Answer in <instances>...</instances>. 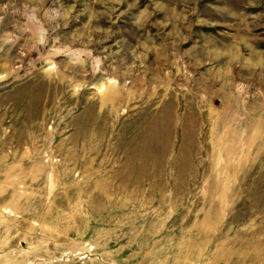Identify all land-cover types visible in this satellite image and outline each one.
I'll return each mask as SVG.
<instances>
[{"label": "rangeland", "instance_id": "1", "mask_svg": "<svg viewBox=\"0 0 264 264\" xmlns=\"http://www.w3.org/2000/svg\"><path fill=\"white\" fill-rule=\"evenodd\" d=\"M0 264H264V0H0Z\"/></svg>", "mask_w": 264, "mask_h": 264}]
</instances>
